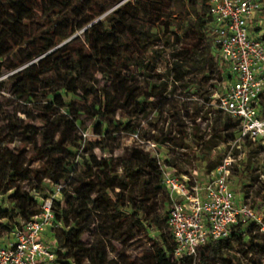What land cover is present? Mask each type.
<instances>
[{"label": "trees", "instance_id": "1", "mask_svg": "<svg viewBox=\"0 0 264 264\" xmlns=\"http://www.w3.org/2000/svg\"><path fill=\"white\" fill-rule=\"evenodd\" d=\"M261 2V15L264 17V0ZM211 28L207 0H0V60H3L0 62V91L10 85L12 93L31 100L36 96L38 85L43 88L47 83H55L40 78V74L56 70L61 76V84L56 86L58 90L72 92L73 88L80 87L85 94L97 91L99 101L90 114L95 120L94 131H101L104 124L110 125L106 121L111 117L112 109L107 84H116L122 104L134 103L139 113L149 118L154 112L148 110L141 100L161 98L167 91L168 82L149 83L148 92L141 94L122 73L126 67L135 66L139 73L151 78L148 70L154 71L155 57H161L160 35L169 31L166 50L172 49L171 41L177 42L182 35L192 34L189 42L180 43V50L173 54L167 79H171L173 85L182 82L186 91L191 86V83H183L187 75L202 73L198 84L204 91L206 104H209L211 96L207 92V82L212 79L214 68L220 70L214 58ZM260 39L264 41V35ZM88 66L96 69L104 80L105 84L98 90L94 83L86 82ZM3 71L14 73L2 78ZM227 78L228 75L225 82ZM42 93L45 97L50 91ZM138 99L140 101L137 102ZM259 103V114L264 118V96ZM63 107L66 106L62 103L41 104L38 120L43 128H22L24 146L32 145L35 136L42 138L39 145L33 146L30 162H39L43 177L50 183L49 191L41 182L28 191L16 186L21 177L33 170L19 162L24 150L13 153L9 148L17 124L8 118L6 132L1 133L0 128V202L8 197L16 214L12 222V214L0 206V222L10 221V224H0L1 242H5L21 222L29 221L39 213V198H48L54 185L62 187V183L73 179L76 183L74 191L63 190L62 187L61 198L52 206L54 223L59 225L52 231L56 236V264H83L84 261L106 264L104 251L95 246L89 249L83 246L82 237L89 231L87 222L93 213L109 215L107 219H117L119 224L132 221L139 228L148 229L152 234L149 264H243L239 255L247 260V264H264V232L252 222L237 225L225 240L208 242L195 257L174 259V243L167 227L170 200L157 160L149 152L131 148L119 160L121 171L118 172L111 156L98 158L90 153L82 160L84 171L70 176L71 164L62 158V154L67 152L74 156L69 137L76 130V121L86 119L88 113H74L68 109V115H74L69 121L61 114ZM212 110L213 106L206 115ZM199 111L195 106L194 115L189 116L194 124L191 132H188L182 117L173 113L171 117L177 123L176 135L161 128L152 135V140L144 141H152L160 147L164 146L161 143H168L185 150L188 140L193 137L199 146L204 145V149L210 150L218 147L217 142L222 144V139L225 141L227 131L237 133L239 120L216 108L211 132L207 140L202 141L203 134L199 135L200 128L195 118ZM61 121L68 128L60 132ZM123 131L133 133L135 125L128 123ZM242 143L247 147L256 145L264 148L259 145L260 140L253 144L245 139ZM91 146L99 147L101 151L107 149L100 142ZM223 160L224 156H219L216 162L209 163L205 167L206 172L217 168ZM165 163L176 170L177 176L180 175L176 163L169 159ZM240 166L239 171L246 173L248 162L243 160ZM262 192L264 188L256 191L255 195L264 200ZM158 197L161 206L166 207L165 217L146 208Z\"/></svg>", "mask_w": 264, "mask_h": 264}, {"label": "rangeland", "instance_id": "2", "mask_svg": "<svg viewBox=\"0 0 264 264\" xmlns=\"http://www.w3.org/2000/svg\"><path fill=\"white\" fill-rule=\"evenodd\" d=\"M257 30L250 27L251 34H255ZM79 34V33H78ZM169 31H165V35H160L159 50L161 57H155L154 71L148 70L151 78L145 74L139 73L135 66L126 67L123 75L130 79L132 86L137 88L141 94L148 92L149 83H156L159 80L168 82L167 91L161 98H150L148 100H141L148 110H152L154 114L146 118L139 113V108L133 103L125 105L121 102V95L116 88V84H107V89L111 92L110 100V118L106 119L107 124L103 125L101 131H94L95 120L91 119L90 114L93 111V106L98 103L97 91L91 94H85L84 90L80 87H75L72 92L65 90H58L57 85L61 84V76L56 70H48L40 74V78H46L47 82L54 81V85L46 84L42 88L41 85L36 87V96L28 100L26 96L20 97L18 94L11 92L10 85L0 91V128L1 133L6 132L7 119L11 118L16 124L17 129L14 133L13 142L9 145L10 150L15 153L24 150L20 154L19 162L23 166L33 170L27 172L24 177H21L16 186L23 190H30L33 185L40 182L42 186L49 191L50 183L43 177L42 170L39 167V162H30V156L33 151L34 145H39L42 141L41 136L33 138L32 145L24 146L22 142V128L25 126H36L39 130L43 125L39 123V116L41 114L40 105L53 102L54 104L62 103L63 107L61 114L66 119L73 120L74 115L69 116L68 109L79 111L81 113H88L86 119L81 118L76 121V130L72 132L69 137L71 144L70 150L74 156L69 155L67 152L62 154V158L67 159L71 164V175L82 173L83 165L82 160L87 158L90 153L96 155L98 158H107L111 156L112 163L117 164L116 170L121 171L119 160L126 156L127 151L131 148L138 150H146L142 144L144 140H152L154 135L159 129L164 128L176 135V121L171 117V114L178 113L188 132H191L194 124L189 116L194 115L192 112L194 107L197 106L200 111L196 114V123L199 124V135L203 134V140H207L211 132V126L215 115V110L218 108L217 104L219 98L222 97L225 90L226 75L223 70L214 68L212 79L207 82V92L211 96V101L206 104L203 97L204 91L199 86L198 81L201 80L202 73L188 74L183 83H191L189 90L182 88V82H177L175 85L171 84V79H167V70L170 69L173 62V54L177 53L180 49V43H188L189 37L192 33L182 35L180 41H171L172 49L165 47V42L168 38ZM3 60H0V62ZM29 65V64H28ZM14 72L3 71L2 78H6ZM227 73V72H226ZM1 78V79H2ZM132 79V80H131ZM86 82L94 83L98 90L103 86L104 80L96 72V69L88 66ZM204 81L202 80V83ZM49 90L50 93L43 97L42 91ZM140 99L137 100V102ZM213 106V112L206 115V111ZM187 110V113L186 111ZM106 117L103 119L105 120ZM135 125L133 133L123 131V127L128 124ZM60 132L66 130L68 127L64 125V121L60 122ZM225 141L222 139V144L217 142L216 148L210 150L204 149L199 146L191 137L188 140V147L182 150L175 146H169L168 143H161L164 146L158 145L157 151L159 152L160 159L164 162L172 160L177 165V172L180 175L189 174L193 170L200 172L202 175L199 184H203L206 180L205 167L211 162H216L219 156H224L225 159H230V188L234 192L236 199L244 198L245 203L264 215V200L255 195L256 191L264 188V148L252 145L247 147L242 141H237L236 133L232 130L227 131L225 134ZM95 142L104 143L107 146L105 151H101L99 147L92 148L91 144ZM264 146V143H260ZM113 149V150H112ZM236 152V153H235ZM219 153V154H218ZM181 154V155H179ZM250 154V155H249ZM223 160V161H224ZM245 160L249 164L246 173H241L240 164ZM2 172L0 165V174ZM254 176H257L254 179ZM76 183L71 179L67 183H62L63 190L74 191ZM264 193V192H262ZM147 210L152 211L154 214L162 215L165 217L166 207H162L159 197L148 203ZM0 206L4 210H8L12 214V222L16 218V214L12 211L10 200L7 199L0 202ZM109 215H98L93 213L89 217L88 232L82 237L83 246L85 248H93L94 246L100 251L106 253V264H149L150 262V238L152 234L148 233V229L144 227L139 228L134 225L132 221L119 224L117 219H107ZM10 224L9 220L1 221L0 224ZM45 239V238H44ZM47 241L56 243V236L52 234L47 238ZM243 264H247L242 256L238 257ZM83 264H88L84 261Z\"/></svg>", "mask_w": 264, "mask_h": 264}, {"label": "built area", "instance_id": "3", "mask_svg": "<svg viewBox=\"0 0 264 264\" xmlns=\"http://www.w3.org/2000/svg\"><path fill=\"white\" fill-rule=\"evenodd\" d=\"M211 18L215 62L227 72L225 90L218 108L239 120L237 141L264 143V118L259 114L264 96V17L261 0H207ZM258 28L251 34L250 27ZM146 152L157 160L170 206L167 227L174 247L173 258L195 257L210 241L227 239L237 225L249 222L264 232V215L236 199L230 188V159L206 172L175 174L160 159L158 145L143 141ZM61 185H54L46 199L39 198V213L21 222L5 241H0V264H56V243L47 241L59 225L54 223L53 202L61 198ZM45 238V239H44Z\"/></svg>", "mask_w": 264, "mask_h": 264}]
</instances>
